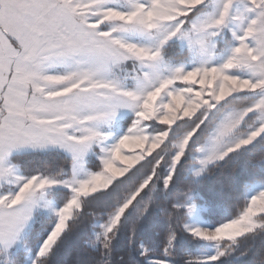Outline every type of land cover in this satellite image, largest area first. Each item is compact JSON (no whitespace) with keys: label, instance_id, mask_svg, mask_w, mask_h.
<instances>
[{"label":"snow or ice","instance_id":"6c2138e0","mask_svg":"<svg viewBox=\"0 0 264 264\" xmlns=\"http://www.w3.org/2000/svg\"><path fill=\"white\" fill-rule=\"evenodd\" d=\"M0 264H264V0H0Z\"/></svg>","mask_w":264,"mask_h":264}]
</instances>
